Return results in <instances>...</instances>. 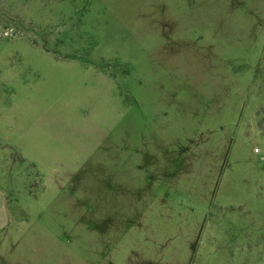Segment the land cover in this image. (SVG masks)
<instances>
[{"label":"rangeland","instance_id":"374dc122","mask_svg":"<svg viewBox=\"0 0 264 264\" xmlns=\"http://www.w3.org/2000/svg\"><path fill=\"white\" fill-rule=\"evenodd\" d=\"M0 264H264V0H0Z\"/></svg>","mask_w":264,"mask_h":264}]
</instances>
